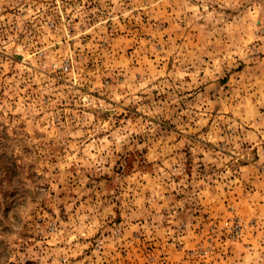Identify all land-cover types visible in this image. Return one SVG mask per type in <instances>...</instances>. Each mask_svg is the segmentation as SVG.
Instances as JSON below:
<instances>
[{
    "label": "rangeland",
    "instance_id": "obj_1",
    "mask_svg": "<svg viewBox=\"0 0 264 264\" xmlns=\"http://www.w3.org/2000/svg\"><path fill=\"white\" fill-rule=\"evenodd\" d=\"M0 264H264V0H0Z\"/></svg>",
    "mask_w": 264,
    "mask_h": 264
}]
</instances>
